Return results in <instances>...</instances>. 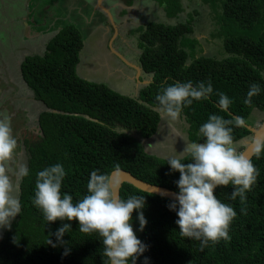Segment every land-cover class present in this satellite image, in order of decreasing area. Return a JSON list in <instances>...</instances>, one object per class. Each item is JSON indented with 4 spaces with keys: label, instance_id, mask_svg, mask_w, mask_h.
Wrapping results in <instances>:
<instances>
[{
    "label": "trees",
    "instance_id": "1",
    "mask_svg": "<svg viewBox=\"0 0 264 264\" xmlns=\"http://www.w3.org/2000/svg\"><path fill=\"white\" fill-rule=\"evenodd\" d=\"M121 1L129 7L137 0ZM193 1L154 0L167 19H178L186 10L184 3ZM201 1L212 12L215 29L211 37L223 42L227 55L214 59L199 54V41L192 37L191 14L187 21L174 25L147 23L134 33L138 34L141 51L139 64L151 82L142 86L137 97L79 77L77 66L83 40L80 31L71 24L50 39L43 55L23 60L21 78L33 93V99L45 110L38 117V136L23 139L29 175L20 178L21 211L0 239V264H104L107 260L102 256V238L98 234L81 233L75 220L48 223L32 204L36 173L46 167L63 165L66 177L61 193L72 195L74 202L87 194L92 171L111 174L117 166L139 180L178 193L176 181L180 173L171 170L168 159L149 154L143 143L129 134L134 132L149 140L158 133L161 116L155 96L162 87L177 81H191L194 86L211 81L213 94L206 100L193 101L180 113L189 142H203L198 130L210 115L226 119L241 116L247 122L254 110L264 113V0ZM253 83L259 84L261 91L248 106L243 100ZM217 91L234 101L227 112L217 106ZM115 129H123L125 133L119 135ZM251 135L246 127H233L235 143ZM188 159L186 156L182 162L187 163ZM251 160L259 175L245 194V204L240 203L239 197L235 201L229 199L234 191L232 185L215 189L217 198L237 213L229 230L231 239L210 242L203 250L200 241L180 236L175 223L178 207L175 211L169 208L174 201L124 184L120 198L137 195L144 196L146 201L141 210L147 221L143 231L138 211L132 214L137 238L147 246L136 261L264 264V152L255 154ZM242 207L246 208V214L241 213ZM65 223L70 224L71 230L58 240L54 233Z\"/></svg>",
    "mask_w": 264,
    "mask_h": 264
},
{
    "label": "clouds",
    "instance_id": "2",
    "mask_svg": "<svg viewBox=\"0 0 264 264\" xmlns=\"http://www.w3.org/2000/svg\"><path fill=\"white\" fill-rule=\"evenodd\" d=\"M260 91L259 84H251L243 103L250 106L252 98ZM212 94L211 81H201L195 86L191 81H177L162 87L155 101L159 114L175 121L184 107L192 105L193 101L206 100ZM216 95L219 97L217 106L227 112L234 101L223 92L217 91ZM246 126L247 122L241 116L226 119L210 115L198 130L203 142H186L179 156L167 160L171 170L180 173L176 181L179 191L174 194V202L169 208L175 211L178 207L175 223L179 226L180 236L200 241L201 250L210 242L215 244L230 240V226L237 215L232 206L217 198L215 189L232 185L234 191L229 199L235 201L239 197L243 205L246 192L251 190L259 175L252 160L238 150L233 138V127ZM115 131L119 135L125 133L123 129ZM17 150L18 141L10 119L0 118V228L10 229L11 222L20 213L18 182L21 177L29 175V169L24 164H16L15 172L12 171ZM252 151L257 156L264 152V140L255 139ZM185 156L189 158L187 163L182 162ZM65 177L66 171L60 163L36 173L31 202L42 212L44 219L48 223L75 220L79 222L81 233L98 234L102 238V256L107 258L104 264H129L130 261L135 264L147 246L137 238L131 223L132 214L138 211L140 230L143 231L147 224L141 211L145 207V197L130 195L126 199L120 198L114 177L94 170L87 183V194L74 202L72 195L61 193ZM246 211L245 207L241 208L242 214ZM70 230V224L65 223L54 235L60 240Z\"/></svg>",
    "mask_w": 264,
    "mask_h": 264
},
{
    "label": "rangeland",
    "instance_id": "3",
    "mask_svg": "<svg viewBox=\"0 0 264 264\" xmlns=\"http://www.w3.org/2000/svg\"><path fill=\"white\" fill-rule=\"evenodd\" d=\"M143 1H145L146 7L142 4L140 8L142 11L137 14L132 13L133 17H140L137 21L143 22L139 28L153 21L174 25L178 22L187 21L188 14H191L193 15L192 37L199 41V54L214 59H222L227 55L223 49V42L218 38L211 37L215 29L211 18L212 12L201 0H194L192 4L184 3L186 10L178 19H167L154 0ZM105 3L106 0H102L101 4L107 9ZM90 11L91 8L86 7L84 0H0V118L7 117L10 119L13 134L18 141L17 155L12 165L13 172H15L16 164L27 166L23 139L38 136V117L45 110L40 102L33 99V93L23 82L20 65L26 57L43 55L45 47L50 41L45 42L46 40L43 41V39L50 35L54 37L56 34L53 36V33L56 30L58 32L62 27L69 24L75 26L83 23L82 32L86 39L89 61L80 62L77 66L80 69L78 73L80 78L92 83L103 84L117 93L130 97H137L135 90L138 91L144 86L142 84L136 85L134 81L136 73L125 62L120 59L117 60L118 62H104L102 56L107 54L106 32L95 27L98 23V17L95 19V23L86 25L83 22V19L89 16ZM195 11L198 13L195 14ZM84 21L86 22L85 19ZM57 23L64 24L57 25ZM23 24L27 31L23 30ZM30 25L34 28H31ZM23 31L26 32L28 41L22 42L24 41L22 39ZM136 31L130 32L128 37L135 38L134 40L138 45V34L134 33ZM31 36L36 37L29 38ZM41 39L42 43H45L43 46L39 43L34 45L37 40L40 41ZM135 42L132 41L133 46L136 45ZM200 49L202 52L199 51ZM106 63L109 64V68L111 67V71H109ZM133 64L137 65L139 62H133ZM114 67L117 68L118 72ZM247 122L253 128L260 127L264 122V113L254 110ZM129 134L136 140H140L149 154L163 159L179 156V153L184 150L186 142H189L186 125L180 117L173 121L161 116L159 131L149 140L141 139L134 132H129ZM251 139L252 135L237 142L238 150L243 151L245 149L244 141ZM6 229L0 228V239ZM135 264L146 263L135 261Z\"/></svg>",
    "mask_w": 264,
    "mask_h": 264
},
{
    "label": "crops",
    "instance_id": "4",
    "mask_svg": "<svg viewBox=\"0 0 264 264\" xmlns=\"http://www.w3.org/2000/svg\"><path fill=\"white\" fill-rule=\"evenodd\" d=\"M84 2H85L86 7L91 8V11H90L89 16L84 18L86 22L84 21V19H83V22L86 23V25H89V24L95 23V19L98 17L97 18L98 23L96 24L95 27L97 29H102L106 32L105 42H106L107 54H104L102 56V58L104 59V62H118L117 61L118 59H120L122 62H125L130 68L134 69L136 73L134 81L136 85L138 86H140L141 84L144 85L145 82L150 81L151 77L147 78V76L143 73L142 70L141 72L136 71L135 67L141 68V66L139 64L134 65L133 62H137V63L139 62V55L141 51L137 43L134 40L135 38L131 39L128 37L130 32L139 28L141 24L143 23L142 21L141 22L137 21V19H140V17L138 16L135 18L132 16V13L137 14L139 11H142V9L140 8L142 4L144 7H146L144 3L145 1L137 0L131 6L128 7V6H125L121 0H106L105 4L108 7L107 9L109 10L111 17L108 16L106 12H103V10L100 9L99 3H98L99 0H84ZM122 12H125V14L122 15ZM63 24L57 23V25H63ZM82 26H83V23H80V25H75L76 28H79L78 30L80 31L82 35V40H83V48L79 53V62H88L89 53H88V50L86 49L87 47L86 41H85L86 39L82 32ZM25 27L26 26H24L23 24L22 26L23 30L27 31V28L24 29ZM30 27L34 28L32 25H30ZM56 31L53 33V36L57 33ZM25 33H26L25 31H23L22 33V39L24 40L22 42L29 40L26 37ZM34 37L36 36H31L29 38H34ZM51 37L52 35L47 36V38L43 39V41L46 40L45 42H48L51 39ZM43 41L42 39L40 41L37 40L34 45H38L37 43H39V45L43 46V44H45V43H42ZM132 41L135 42L136 44L135 46L132 45ZM18 50L19 48L17 49V51ZM106 65L108 66L109 64L106 63ZM110 68H109V71H111ZM115 70L118 72L117 68H115ZM77 71L79 73L80 69L78 68ZM139 90L140 89H138V91L135 90V93L137 94L136 96H138Z\"/></svg>",
    "mask_w": 264,
    "mask_h": 264
},
{
    "label": "water",
    "instance_id": "5",
    "mask_svg": "<svg viewBox=\"0 0 264 264\" xmlns=\"http://www.w3.org/2000/svg\"><path fill=\"white\" fill-rule=\"evenodd\" d=\"M102 0H99V7L101 10H103L104 12H106L108 14V16L111 17V14L109 12L108 9H106L102 4H101ZM137 72H141V68L140 67H135ZM151 82L147 81L145 82L144 85H147ZM246 128L251 132L252 134V139L249 141H244L245 143V149L243 150V152H245L250 159H252L255 156V153L252 151L253 148V141L255 139H262L264 140V122L261 124L260 127L258 128H253L251 126H249L247 124ZM111 175L114 177V179L117 181V195L120 197V190L122 188V186L124 184H129L133 187H135L136 189L148 193V194H152V195H156L165 199H169L174 201V194H177V192L167 189L165 187H161V186H155L149 183H146L142 180L137 179L136 177H134L131 173L123 171V170H115L111 173ZM178 203V202H177Z\"/></svg>",
    "mask_w": 264,
    "mask_h": 264
},
{
    "label": "flooded vegetation",
    "instance_id": "6",
    "mask_svg": "<svg viewBox=\"0 0 264 264\" xmlns=\"http://www.w3.org/2000/svg\"><path fill=\"white\" fill-rule=\"evenodd\" d=\"M104 12V11H103Z\"/></svg>",
    "mask_w": 264,
    "mask_h": 264
}]
</instances>
